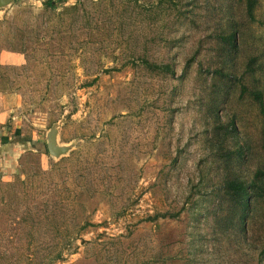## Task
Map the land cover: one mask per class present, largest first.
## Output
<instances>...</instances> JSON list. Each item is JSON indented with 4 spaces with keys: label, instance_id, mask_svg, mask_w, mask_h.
Instances as JSON below:
<instances>
[{
    "label": "rangeland",
    "instance_id": "obj_1",
    "mask_svg": "<svg viewBox=\"0 0 264 264\" xmlns=\"http://www.w3.org/2000/svg\"><path fill=\"white\" fill-rule=\"evenodd\" d=\"M255 2V21L247 0L0 9V51L28 53V108L67 150L28 151L0 181V264H264V175L240 224L224 190L264 172L260 109L241 92L264 93ZM236 31L232 48L222 38Z\"/></svg>",
    "mask_w": 264,
    "mask_h": 264
},
{
    "label": "crops",
    "instance_id": "obj_2",
    "mask_svg": "<svg viewBox=\"0 0 264 264\" xmlns=\"http://www.w3.org/2000/svg\"><path fill=\"white\" fill-rule=\"evenodd\" d=\"M2 13L0 10V27L7 19L2 18ZM28 65L27 52L6 48L0 51V181L8 179L28 151L38 153L42 162L50 155L45 153L43 117L38 108H28L23 76Z\"/></svg>",
    "mask_w": 264,
    "mask_h": 264
},
{
    "label": "trees",
    "instance_id": "obj_3",
    "mask_svg": "<svg viewBox=\"0 0 264 264\" xmlns=\"http://www.w3.org/2000/svg\"><path fill=\"white\" fill-rule=\"evenodd\" d=\"M255 7H256L255 0H247V13H248V16L250 17V19L252 21H255ZM236 33H237V31L231 33L229 36H224L222 38V41L229 42V43H231L232 48H236L237 47ZM256 61H257L256 58H252L249 61L248 65H247V67H248L247 71L248 72L255 71V69L253 68V65L256 63ZM144 63L147 64L152 69L163 71V72H170V73L174 74V71L172 70L171 66H169V65H152L147 61ZM260 67H262L261 69L263 72L264 61L261 63ZM214 73H222V71L216 70ZM241 92H242V95L245 93L251 94L253 96V99L258 103V106L260 109V114L262 117V125H263L262 126V136H263L262 138L264 141V93L262 92V90L251 91L248 88V86H246V85L241 86ZM235 131H236V127H235L234 121H232L229 125V130L227 132V136L232 135ZM243 152H244V148H241L237 152L238 153L237 158H240ZM45 153H48L46 144H45ZM263 175H264V172L257 173L255 175V178L252 179L250 182L242 180L238 177L231 178V179H228L227 181H225L224 190H225V192L231 194V196L234 199L235 204H236V210L239 213L237 215L238 223L239 222L242 223L243 218L245 217V214L247 213L248 208L250 206L251 194L253 193V191H255L256 188H258V189L260 188L258 186L257 179ZM256 195L264 198V189L260 188L259 193L258 194L256 193Z\"/></svg>",
    "mask_w": 264,
    "mask_h": 264
},
{
    "label": "water",
    "instance_id": "obj_4",
    "mask_svg": "<svg viewBox=\"0 0 264 264\" xmlns=\"http://www.w3.org/2000/svg\"><path fill=\"white\" fill-rule=\"evenodd\" d=\"M11 4V0H0V9ZM47 150L51 156L58 157L67 152L66 147H59L57 145V134L53 130L47 136Z\"/></svg>",
    "mask_w": 264,
    "mask_h": 264
}]
</instances>
